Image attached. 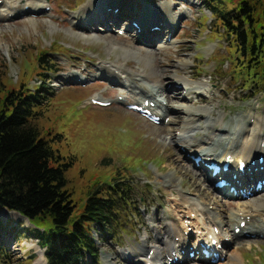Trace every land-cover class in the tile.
Wrapping results in <instances>:
<instances>
[{"label": "rangeland", "instance_id": "rangeland-1", "mask_svg": "<svg viewBox=\"0 0 264 264\" xmlns=\"http://www.w3.org/2000/svg\"><path fill=\"white\" fill-rule=\"evenodd\" d=\"M24 1L27 0L16 2L21 4ZM40 1L45 5V14H34L30 18V14H25L28 11H25L7 21H0V82H4L8 90L19 88L22 84L31 90L38 84L47 87L46 100L41 103L38 117L33 123L38 126L41 136L51 139L54 149L64 157L74 160L66 171L67 188L71 191L76 205L74 216L81 213L82 201L100 182L106 183L125 177L126 183H129L132 189L130 196L133 202L128 205L118 204L116 220L110 232L105 238L98 240L101 254L97 264H142L143 261L137 260V254H132L135 252L145 254V248L156 244V233L152 224L155 213L157 223L163 217L174 220V212L169 210L171 190L169 191L168 184L174 181L175 177L169 178V173L176 169L179 177H182V187H193L195 182L191 183L190 179L196 178L194 172L197 169L184 156V152L180 155V149L183 147H180L181 144L175 145V142L164 139L166 134L164 128L155 135L152 122L125 105L113 102L118 96L125 98V95H130L129 90H120L115 83L96 75L97 66L101 61L115 65L114 61L125 62L123 57L126 54L121 49L109 51L105 40L81 37L71 31L72 23L82 17L80 14L82 6L93 0ZM135 1L137 3L135 7L141 8L144 4L148 6L160 0ZM241 1L195 0L193 4V1L174 0L178 3L177 11L180 7L188 6L192 13L180 19L177 31L172 34L173 44L168 45L169 49L166 48L167 50L161 53H159L161 45L165 46V41H162L164 34L161 36L164 31L157 36L159 32H150L144 27L146 34L142 36L151 39L147 42L148 46L141 44L146 42L142 36L138 35L135 38L136 31L131 27H128L129 32L132 30L131 33H119L130 20V23L133 22L132 18L136 17L137 10L128 19L124 17L122 19L124 23L107 31L104 30L107 27L101 28L100 23H103L101 18H98L100 23H94V28L99 33L108 32L106 35H110L112 39L118 38L117 42L120 44L126 43L141 48V51L135 50L129 55V63L133 69L146 72L152 65L150 52H156L158 59L155 60V64L162 68V73L165 74L164 85L171 80L170 77H166L169 75L175 78L174 80L182 79V82L189 84L187 86L212 90L210 95H202L200 99L193 98L188 103H183L193 107L218 108L220 113L224 114L222 121L217 123L221 126L223 122L228 120L230 122L238 114H243L244 117L258 113L264 115V74L259 72L257 77L246 79L238 62L233 40L224 30L221 21V13L238 7ZM152 6L151 8H154ZM115 9L117 7L112 10ZM92 15L93 13L89 18ZM107 19L109 20L104 22L108 23L111 20ZM49 20L56 22L57 28H51ZM155 24H158V20ZM150 33L156 35L151 37ZM132 37L138 42L132 40ZM178 59L187 61L189 67L183 69L184 66L179 63V67L174 68ZM127 65L129 66L128 63ZM82 69H87L85 75L88 77L83 83L81 81L72 83L61 78L63 76L66 78L69 73L74 72L78 73L82 80ZM199 73L202 74L200 77L193 78ZM185 83L178 85V90L182 94ZM146 84L148 87L157 88L158 96L162 99L160 84L153 81H146ZM249 84L252 85L250 90ZM172 85L177 84L170 83L168 88ZM5 88L0 92L2 95L6 93ZM122 91L123 95H120ZM186 92L187 90L184 93ZM256 92V96L250 97ZM93 97L107 99L113 102V105L92 106ZM128 98V104L137 102L134 97ZM216 113L213 114V118H218ZM254 119L252 118V121ZM181 123H166L165 127L171 126L170 129L175 130ZM201 123H204V120ZM57 134L61 136L57 137ZM182 167L188 171V176L183 173ZM259 179L262 180L263 176L260 175ZM202 184L209 187L206 191L208 195H216L213 199L219 200L222 197L219 191L210 194V190L213 189L211 181L209 184L202 181ZM231 200L235 202L238 198L228 197L224 201ZM219 201L221 205L223 200ZM226 202L225 207L228 208ZM233 207L236 209L238 206L234 204ZM223 209L222 206L218 207V211ZM234 209L230 207L228 211ZM14 212L6 208L0 209L2 223L0 243L7 247L12 264H44L45 249L31 234L34 225L27 218L22 215L20 217ZM259 221L262 220L259 218ZM246 238L248 237L233 239L228 249L233 252L237 241H245L236 254L241 264H264V239L261 237L259 245L254 243L248 248ZM238 246L240 243L236 244V247ZM165 255L167 254L162 255L163 261H166ZM202 263L231 264L232 261L228 256L217 261L205 260Z\"/></svg>", "mask_w": 264, "mask_h": 264}, {"label": "bare ground", "instance_id": "bare-ground-1", "mask_svg": "<svg viewBox=\"0 0 264 264\" xmlns=\"http://www.w3.org/2000/svg\"><path fill=\"white\" fill-rule=\"evenodd\" d=\"M16 1H2V4L0 5V21H7L9 18H13L17 14H21L20 12L25 11H28L25 12V14H30L29 17L34 14L46 13L45 5L40 0H27L23 3L20 2L21 4ZM185 1H193L192 3H195V0ZM136 4L135 0H93L82 6L80 11V14H82L81 19L77 22L74 21L71 27V31L81 37L87 36L88 38L105 40L108 44L109 51L121 49L125 52L126 55L123 57L125 62L114 61L115 65H109L108 62L101 61V64L97 66L98 72L96 75L99 76V78L109 80L115 83L116 87L120 90L126 89L131 93L130 95H125L124 99L118 96L113 102L115 101L126 106L128 105V96L134 97L137 99V102L135 103L143 106H145L147 100L149 102L155 101L157 105L152 109L154 110L155 115H161V122L159 124L153 123V133L156 135L159 131L162 132L164 128L166 130L164 139L166 141L175 142V145L181 144L180 147H183L180 149L181 153H179L182 155V152H184V156H186L189 161L190 158L188 155L190 154L201 156L205 161H224L228 155H231L236 161V166L231 164L232 168L236 167L237 169L241 161L239 158H242V160H245L248 163V167H250L248 169L249 172L255 171V174L264 175V162L262 163L259 160V156L261 155L264 158V115L262 116L259 113L254 115L251 113L252 115L244 117L243 114H238L237 116H234L230 122H228V119H224L228 121L223 122L221 126L217 125V123L222 121L224 116V114L222 115L220 113L218 108L206 106L193 107L192 105H186L183 103H188L193 98L200 99L202 95H210L212 94V90L203 87L197 89L196 87L187 86L189 84H186L185 81L182 82V79L174 80L175 78L173 79L169 75L166 77H170L171 80H168L169 83L164 85L163 77L165 74L162 73V68H159V66H156L155 64V60L158 59V54L156 52H150L152 65L150 64L151 66L148 67L146 72L141 69H133L129 63V55L133 54L132 51H141V48H135V46L126 43L120 44L117 42L118 38L112 39L110 35H106L108 32L99 33L96 31V28H94V23H100L98 22V18H101V21H103V23H100L102 26L101 28L104 29L107 27V29H104L107 31L120 23L122 24V19L124 17L128 19L130 15L134 14L137 10L138 13L136 11L137 15L132 18V21L138 24L140 31H137V28L130 23V20L129 24L127 23L125 25L127 33H131L134 29L136 31L135 38H137L138 35L141 37L146 34L143 30L144 27H147L145 30L149 29L150 32H159L157 36L160 35V32L164 31L161 33V36L164 34L162 41H165V46H163V44L161 45L162 47L159 49V53H161L169 49L167 48L168 45L173 44L174 41L173 39L171 40V34L177 31L181 19L180 17H185L186 15L190 16L192 13L188 6H184L187 8L180 7L177 11L176 5L178 3L174 2V0H160L157 3H152L148 6L144 4L145 6L143 5L141 8L135 7ZM152 5L154 8H151ZM115 7L120 9L112 10ZM97 10L99 11L97 12ZM91 13H93V15L89 18ZM107 18L111 19L108 23L104 22L109 20ZM157 20L158 24H155ZM49 21L51 28H57V25L55 24L56 22L53 23L54 21ZM154 26L159 27L158 29H153L152 27ZM160 26H163V30ZM128 27L132 28L131 32H129ZM149 35L152 37V35H156V33H150ZM135 38L132 37V40L138 42ZM142 39L146 42L141 44L148 46L147 42H150L151 39H148L146 36H142ZM126 61L130 67L127 65ZM179 63L184 66L183 69L189 67L187 61L178 59L174 68H178ZM84 70L87 71V69ZM201 75L202 74L199 73L193 78L200 77ZM82 76L84 75L82 74ZM61 78L65 81L71 82L81 81L78 77V73L74 72L69 73L66 78L65 76ZM146 81H153L154 83L160 84V95H162V99L158 96L159 91L157 88L148 87ZM170 83H175L177 85H172L168 88ZM183 83H185L183 90L184 92L187 90V92H183L182 94V92L178 90V85ZM120 95H123V91ZM97 99L107 101V99L104 100L101 97H98ZM113 102L110 106L113 105ZM196 104L203 106L201 103L196 102ZM92 106L96 107V105ZM214 113L218 114V118H213ZM252 118L255 119L252 121ZM261 118L263 120H261ZM202 120H204V123H201ZM172 122L182 123L175 130H171V126L165 127L166 123L169 124ZM192 166L197 169V171L194 172L196 178H189L191 183L195 182L193 187H186V184H184L185 187H182V177H179V173L176 169L169 173V178L175 177V180L168 184L169 191L171 190L169 192V201L171 204L169 210L174 212V220L163 217L159 219L160 222L157 223V213H155L152 224L153 230L156 233V244L150 246V248H145V254L137 252L132 254H137V260L143 261L142 264L149 262H153V264H204L202 261L205 260H199L205 259V257L199 253L201 248L200 244H197L200 229H203L204 232L212 231L215 228L221 230V234L218 236L221 243L224 244V248L221 251V258L224 255L226 257L229 256L232 261L231 264H241V261L236 257V254L242 247V244L245 243V241H237L232 252V250L228 248L233 239L248 237L246 238L248 239L246 244L248 248H251L254 243L259 245L261 237L264 239L263 191H257L255 187H253L254 182H251L247 176L240 172L233 171L231 174L221 173L212 179H216L218 176L223 175L230 182V186L218 190L213 185V189L210 190V194L214 193V191L222 193L221 195L223 198L218 196L220 198L219 200H223L220 205L219 200L213 199L216 195H208L206 191L209 187L206 184H202V181L207 182L208 184L210 182V176L207 174L206 168L202 163H200L199 166L192 163ZM182 170L183 173L188 176V171L183 167ZM233 175H236V178H234ZM176 180L178 182H176ZM231 187L238 189V193L235 194L233 191H230ZM248 192L249 194L244 195ZM228 197L238 198V201H224L225 199H228ZM224 202L227 203L228 208L225 207ZM234 204H237L238 206L236 209L233 207ZM220 206L224 208L222 211H218V207ZM230 207L234 210L228 211ZM16 215L19 214L16 213ZM258 217L262 221H259ZM243 221H245L246 224L244 227H241ZM237 228H240L239 232L236 231ZM194 236L196 238L191 242ZM226 237H229L230 241L227 240ZM188 239L191 243H188ZM237 243H240V246L236 247ZM190 245H193L195 249L199 250L194 258L189 257V254H187V252H189L188 250H190L188 248ZM152 250L153 254L150 255ZM182 250L186 251L184 255L182 254ZM174 251H176L175 254L173 253ZM163 253L167 254L166 261H163ZM231 253H233V255ZM123 254H125V252ZM176 255L179 256V259L170 262V257L173 259ZM207 261H212V259L209 258ZM43 262L44 264H47L45 255H43Z\"/></svg>", "mask_w": 264, "mask_h": 264}, {"label": "trees", "instance_id": "trees-1", "mask_svg": "<svg viewBox=\"0 0 264 264\" xmlns=\"http://www.w3.org/2000/svg\"><path fill=\"white\" fill-rule=\"evenodd\" d=\"M221 21L246 79L264 74V0H242L238 7L222 12ZM248 86L250 90L252 85ZM4 88L0 82V92ZM46 90L42 84L32 90L22 84L0 93V209L29 219L47 264H97L98 240L110 232L118 204H132V189L125 177L100 182L82 201L81 213L73 215L76 205L66 171L74 160L54 149L51 139L41 136L33 123ZM8 254L0 243L1 264H12Z\"/></svg>", "mask_w": 264, "mask_h": 264}]
</instances>
